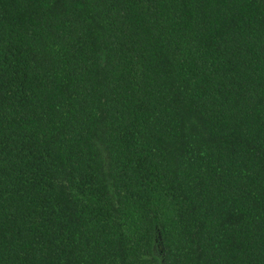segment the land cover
I'll list each match as a JSON object with an SVG mask.
<instances>
[{
  "label": "trees",
  "instance_id": "trees-1",
  "mask_svg": "<svg viewBox=\"0 0 264 264\" xmlns=\"http://www.w3.org/2000/svg\"><path fill=\"white\" fill-rule=\"evenodd\" d=\"M0 264H264V0H0Z\"/></svg>",
  "mask_w": 264,
  "mask_h": 264
}]
</instances>
